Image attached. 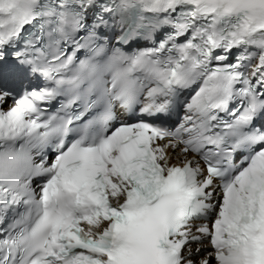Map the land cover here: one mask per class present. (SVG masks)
Masks as SVG:
<instances>
[{"label":"snow or ice","instance_id":"1","mask_svg":"<svg viewBox=\"0 0 264 264\" xmlns=\"http://www.w3.org/2000/svg\"><path fill=\"white\" fill-rule=\"evenodd\" d=\"M0 264H264V0H0Z\"/></svg>","mask_w":264,"mask_h":264}]
</instances>
